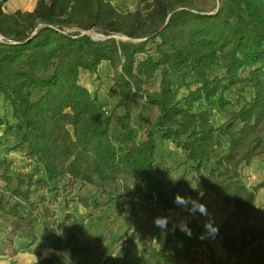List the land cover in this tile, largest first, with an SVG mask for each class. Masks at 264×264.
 <instances>
[{"label":"trees","instance_id":"obj_1","mask_svg":"<svg viewBox=\"0 0 264 264\" xmlns=\"http://www.w3.org/2000/svg\"><path fill=\"white\" fill-rule=\"evenodd\" d=\"M8 1L0 0V98L19 127V142L9 150L29 148L27 156L46 177H16L13 163L0 160V180L15 200L7 209L0 199L6 220L28 221L31 241L42 229L66 264H88L80 257L85 241L79 217L66 211L60 219L51 201L69 200L65 191L71 194L74 183H117L125 165L133 197L153 177L146 196L163 199L158 136L191 163L196 191L190 195L213 194L232 208L218 235H210L226 264H264V205L257 206L264 182L253 189L242 182L243 168L264 155V0H140L132 12H120L108 0H38L32 11L12 13L4 9ZM89 31L126 40H95ZM105 62L123 129L111 126L112 110L84 85L86 74L98 76ZM217 65L221 74L214 72ZM178 74L198 83L182 102H176L172 80ZM226 93L236 96L232 111ZM214 103L227 118L220 127L212 121ZM148 111L156 114L138 142L131 123ZM4 124L7 117L0 118ZM183 185L177 183L171 202ZM80 202L90 206L89 197ZM196 246L216 264L206 241L190 239L183 246L187 264L195 260Z\"/></svg>","mask_w":264,"mask_h":264},{"label":"rangeland","instance_id":"obj_2","mask_svg":"<svg viewBox=\"0 0 264 264\" xmlns=\"http://www.w3.org/2000/svg\"><path fill=\"white\" fill-rule=\"evenodd\" d=\"M110 1L120 12H132L137 9L140 4V0H108ZM35 5V0H10L8 1L4 9L8 11H14L17 9L31 10ZM118 39L126 40L124 37ZM106 69H101L98 76H93L90 79H84V85L95 93L100 102L105 105L106 111L112 110L111 126L119 129L122 128L121 116L122 111H114L113 108L118 101V92L112 88V72L106 74ZM216 74H221L222 70L217 65L214 68ZM174 89L177 93L176 102H182L183 98L186 97L190 90H195L198 83L195 82L194 78H184L182 74L172 76ZM158 82H155L152 88H157ZM229 100H231L233 106H229L227 110H233L236 105V96L233 94H225ZM104 99V100H103ZM202 108H207L205 105H201ZM213 111L212 121L217 126L223 125L227 118L224 113L220 110L217 103L209 106ZM155 112H145L136 114L133 117L131 127L137 133V141L139 142L144 137L145 130L152 125V120L155 117ZM264 140V137H263ZM157 142V158L156 167L160 168L164 173L165 181L161 182L158 186L159 191L162 192L163 199H154L153 194L148 198L147 191L155 181L153 177L150 181L145 183L140 196L133 197L132 195V174L127 165H125V171L122 178L117 183H108L104 187L96 185H85L80 182L74 183L72 192L69 194L65 191V195L69 197V200H64L63 196H60L61 200L54 199L51 201V207L56 210L60 219L64 216L66 211H72L75 216L79 217L81 225L78 226V231L83 237L95 228L98 222H94L93 217L99 214L102 223L98 225L99 242L106 246L109 250L115 245L117 249L120 247L127 251L126 256L131 259L138 260L140 254L146 249L155 250L160 256L163 254L165 257H161V260L169 259L173 261V264H186L187 260L183 254V246L187 240H191L192 243H201L206 241L208 249L213 251L216 264H226L225 252L223 251L220 243L210 238L205 229V224L209 221L213 222L214 227H220L226 220V218L232 213V208H226L223 206L221 201L213 194L201 197L197 194L196 196L190 195V192H195L196 187L192 175L191 163L186 160L184 152L176 150L168 141H163L158 136L156 137ZM119 158L121 162H124V156L120 148ZM31 167L34 165L37 174L20 170H14L15 176H21L24 178L32 175L36 180L43 178L42 168H39L36 162L29 163ZM27 163V165H29ZM29 165V166H30ZM166 165V166H164ZM165 167V168H164ZM24 169V168H23ZM251 175V180L247 178ZM36 176V177H35ZM163 176V175H162ZM243 183L249 188L253 189L264 182V155L255 159L250 166H246L242 171ZM184 184L181 187V192H178L180 196L185 198H192L198 200L207 206L208 216L200 214L198 211L190 213L188 209L192 207L189 204L187 207L178 206L171 197L174 194L177 183ZM164 184V185H163ZM16 183L11 185V188H15ZM105 190L108 195L103 194L101 191ZM113 195L110 196V194ZM176 194V195H177ZM61 195H64L62 193ZM174 196V198L176 197ZM83 197H89L90 206L84 207L80 202ZM4 199V203L9 209L11 205L15 203V200L10 197V193L6 191L5 186L0 183V199ZM111 199V200H110ZM66 202V203H65ZM167 203L168 206L164 207ZM264 205V187L261 188L257 194V206L261 207ZM26 209V207H25ZM169 217V224L166 231H162L154 225V219L156 217ZM97 219V218H96ZM89 220H93L90 223ZM84 222V223H83ZM86 222V223H85ZM181 222H186L188 227L191 229V235H187L186 232L181 231L179 225ZM28 221L14 219L8 221L4 217V214L0 212V245L12 243L16 236L17 231H23L31 241L33 235L31 230L26 225ZM133 231V232H132ZM8 236H5V234ZM2 234V235H1ZM133 235L131 241L129 237ZM5 236V237H4ZM94 236V235H93ZM202 236L206 238H201ZM6 238V239H5ZM195 260L192 264H211L208 258L200 252L198 246L194 248ZM209 253V251L207 250ZM205 252V253H207ZM121 253V252H120ZM120 253L113 251L112 254H116L114 257L116 261L120 259ZM162 255V256H163ZM168 255V256H167ZM134 257V258H133ZM128 258L126 264H129ZM107 259L105 260V262ZM108 262V261H107ZM113 259L109 264H113ZM154 262V261H152ZM94 264V263H93Z\"/></svg>","mask_w":264,"mask_h":264},{"label":"crops","instance_id":"obj_3","mask_svg":"<svg viewBox=\"0 0 264 264\" xmlns=\"http://www.w3.org/2000/svg\"><path fill=\"white\" fill-rule=\"evenodd\" d=\"M37 1L38 0H35L34 7L36 6ZM34 7L28 11H32ZM5 11L12 13L16 10L8 11L5 9ZM99 69H106V71L104 72L110 75V72H108V70H111V67L108 63H103ZM92 77L93 75L86 74L85 79H90ZM85 86L88 88L86 84ZM7 110L8 109L4 107L3 102L0 98V118L3 119L4 117H7V120L9 122V125L4 124L0 126V160L6 159L9 162H12V171L14 174V170L20 169H22L23 171L31 172L32 175L37 174L35 166L33 165L31 167V165L29 164L30 162L36 161L34 157L27 156V154L29 153V148L23 147L17 151L9 150L19 142V138L17 136L19 127L14 125V121L11 116H9ZM27 163L30 166L27 165ZM37 164L39 168H42V171L44 173L43 178H45L46 173L44 168L39 163ZM32 175H30V177H32ZM34 179L36 180V178ZM0 183H2V185L6 187V184L3 181L0 180ZM93 219L94 222H98L99 224H97V226L95 227L97 229H92V231H89V233L85 235L84 239L82 238L83 242L85 241V244L82 246L80 254L81 259L87 261L88 264H109L112 259L113 264H126V259L128 258L126 256L127 251H122L123 247L117 249V246L115 245L108 250L106 246L99 242V236L101 233L99 232L98 225L102 223V220L99 214L94 216ZM89 221L90 223H93V220ZM17 232L18 233H16V236L12 238V243H9L7 245H0V264H38L45 258H53L54 264H66L64 258L61 255L54 253V251L49 248L48 243L46 242L44 237V232L42 229L40 230L39 227H37V229L35 230L37 239L36 241H30L28 239V236H26V233L23 231ZM5 236H8V234L6 233ZM95 250L98 252H95ZM113 251H116L117 253L121 252V260L119 261V263L118 261L114 260L116 254H112ZM106 259L108 262H105ZM135 260L136 259H131L130 256L128 258L129 264H173L171 263L173 261H169V259L161 260V257H159L156 251L152 249L144 250V252L140 254L138 260Z\"/></svg>","mask_w":264,"mask_h":264},{"label":"clouds","instance_id":"obj_4","mask_svg":"<svg viewBox=\"0 0 264 264\" xmlns=\"http://www.w3.org/2000/svg\"><path fill=\"white\" fill-rule=\"evenodd\" d=\"M201 197L203 196V193L200 194ZM174 203L178 206L187 207L189 204L192 205V207L189 210L190 213L199 212L200 214H203L205 216H208V209L207 206L203 203H200L198 200L192 199V198H185L183 196H180L179 194L176 195ZM169 224V217H156L154 219V225L161 229L162 231H166ZM181 231L186 232L187 235H191V229L188 227L186 222H181L179 225ZM205 229L208 235L215 236L219 233V228L213 226V222L209 221L205 224ZM206 238L204 236L201 237Z\"/></svg>","mask_w":264,"mask_h":264},{"label":"built area","instance_id":"obj_5","mask_svg":"<svg viewBox=\"0 0 264 264\" xmlns=\"http://www.w3.org/2000/svg\"><path fill=\"white\" fill-rule=\"evenodd\" d=\"M86 34L90 35L91 37H93L95 40H105L107 38H116L118 39L119 37L117 36H106V35H103L101 33H98L96 31H89L87 32ZM248 180H251V175H249V177L247 178Z\"/></svg>","mask_w":264,"mask_h":264}]
</instances>
